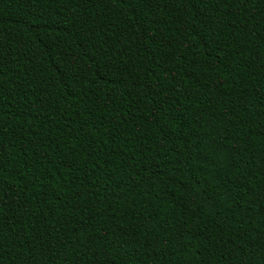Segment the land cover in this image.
<instances>
[{
    "label": "trees",
    "instance_id": "obj_1",
    "mask_svg": "<svg viewBox=\"0 0 264 264\" xmlns=\"http://www.w3.org/2000/svg\"><path fill=\"white\" fill-rule=\"evenodd\" d=\"M0 264H264V0H0Z\"/></svg>",
    "mask_w": 264,
    "mask_h": 264
}]
</instances>
